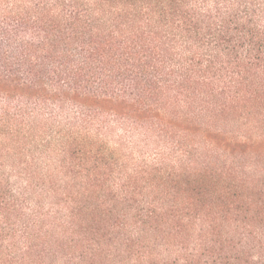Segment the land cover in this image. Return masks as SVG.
<instances>
[{
	"label": "trees",
	"instance_id": "1",
	"mask_svg": "<svg viewBox=\"0 0 264 264\" xmlns=\"http://www.w3.org/2000/svg\"><path fill=\"white\" fill-rule=\"evenodd\" d=\"M0 264H264V0H0Z\"/></svg>",
	"mask_w": 264,
	"mask_h": 264
}]
</instances>
